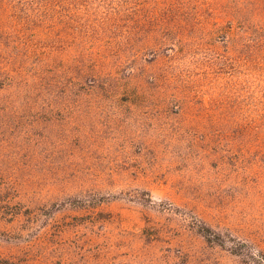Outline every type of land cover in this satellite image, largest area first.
Returning a JSON list of instances; mask_svg holds the SVG:
<instances>
[{
	"label": "rangeland",
	"instance_id": "1",
	"mask_svg": "<svg viewBox=\"0 0 264 264\" xmlns=\"http://www.w3.org/2000/svg\"><path fill=\"white\" fill-rule=\"evenodd\" d=\"M0 264H264V0H0Z\"/></svg>",
	"mask_w": 264,
	"mask_h": 264
}]
</instances>
